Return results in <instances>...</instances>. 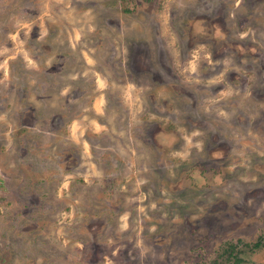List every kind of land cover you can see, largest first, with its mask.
I'll list each match as a JSON object with an SVG mask.
<instances>
[{"label":"rangeland","instance_id":"obj_1","mask_svg":"<svg viewBox=\"0 0 264 264\" xmlns=\"http://www.w3.org/2000/svg\"><path fill=\"white\" fill-rule=\"evenodd\" d=\"M260 237L264 0H0V264H264Z\"/></svg>","mask_w":264,"mask_h":264},{"label":"trees","instance_id":"obj_2","mask_svg":"<svg viewBox=\"0 0 264 264\" xmlns=\"http://www.w3.org/2000/svg\"><path fill=\"white\" fill-rule=\"evenodd\" d=\"M264 243V239L263 237H260L255 243L251 244V247H254V248H259L263 245ZM240 261V260H238Z\"/></svg>","mask_w":264,"mask_h":264}]
</instances>
